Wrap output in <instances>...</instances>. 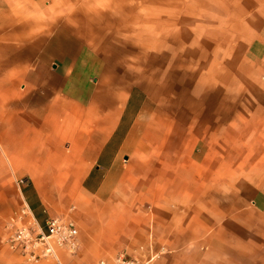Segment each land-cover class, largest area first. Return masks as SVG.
<instances>
[{"label": "crops", "instance_id": "1", "mask_svg": "<svg viewBox=\"0 0 264 264\" xmlns=\"http://www.w3.org/2000/svg\"><path fill=\"white\" fill-rule=\"evenodd\" d=\"M148 8L150 72L191 84L132 76L115 27L140 26V0H0V264H57L4 242L24 205L75 224L60 264H264V82L235 113L210 81L238 47L264 77V0Z\"/></svg>", "mask_w": 264, "mask_h": 264}, {"label": "rangeland", "instance_id": "2", "mask_svg": "<svg viewBox=\"0 0 264 264\" xmlns=\"http://www.w3.org/2000/svg\"><path fill=\"white\" fill-rule=\"evenodd\" d=\"M150 0H140L141 10H140V26H116L117 39H120L123 42V48L128 54L134 55V58H130L128 62L130 65L134 63L135 72L132 76L138 77L142 83L152 82L154 79L161 81L163 84L166 81L171 83H180L185 82L191 84L197 79L199 75L196 73L189 74H164L150 72L152 66H161L163 65L164 58L160 56H152L149 52L150 40L156 35V37H163L164 32L163 28L158 25L163 24L160 22L161 19L158 15L159 10L154 11L148 8ZM157 12V17L156 13ZM163 13V11H160ZM155 21H157L155 23ZM161 31L154 34L156 26ZM195 48H197L195 46ZM242 53V48L238 47L237 54L239 56L234 60L235 64L227 63L225 66H222L224 73L220 75L218 73L211 74L213 78L210 79L211 82H214L216 85H219L220 90L215 91L216 96H219L222 100L232 99L235 102L231 101L236 105L234 109L235 113H249L250 110H254V105L257 103L256 100L260 97V85L264 82V77L258 72L250 58L240 56ZM233 62V61H232ZM151 67V68H150ZM130 71H133V68H129ZM235 70V72H232ZM203 76V77H202ZM201 76L202 81H206L207 78H204V75ZM209 80V79H208ZM228 106H222L223 109L227 110ZM224 124V123H222Z\"/></svg>", "mask_w": 264, "mask_h": 264}, {"label": "built area", "instance_id": "3", "mask_svg": "<svg viewBox=\"0 0 264 264\" xmlns=\"http://www.w3.org/2000/svg\"><path fill=\"white\" fill-rule=\"evenodd\" d=\"M9 231L4 242L22 254L27 262L54 259L58 262V250L75 254L78 248L75 224L60 217H48L39 221L24 205L19 214L8 223ZM156 254L150 257L129 256L119 253L110 262L101 259L97 264H153Z\"/></svg>", "mask_w": 264, "mask_h": 264}]
</instances>
